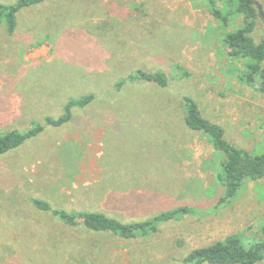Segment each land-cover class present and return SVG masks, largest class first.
I'll list each match as a JSON object with an SVG mask.
<instances>
[{
    "label": "rangeland",
    "instance_id": "374dc122",
    "mask_svg": "<svg viewBox=\"0 0 264 264\" xmlns=\"http://www.w3.org/2000/svg\"><path fill=\"white\" fill-rule=\"evenodd\" d=\"M209 2L44 0L18 11L14 32L0 24V134L44 125L0 155V264H190L194 249L231 235L264 243V176L221 201L225 154L185 119L190 97L228 140L264 152L261 80L247 81L249 59L225 40L245 16L235 0H214L221 16ZM253 36L264 38L261 17ZM138 69L167 84L134 79ZM87 94L70 120L46 123ZM34 198L124 223L191 209L124 236L67 223Z\"/></svg>",
    "mask_w": 264,
    "mask_h": 264
},
{
    "label": "trees",
    "instance_id": "16d2710c",
    "mask_svg": "<svg viewBox=\"0 0 264 264\" xmlns=\"http://www.w3.org/2000/svg\"><path fill=\"white\" fill-rule=\"evenodd\" d=\"M41 1L44 0H17L13 4L0 3V24L6 21L8 30L14 32L17 26L18 11ZM209 1L214 6V0ZM235 1L237 4L236 12L244 14L245 24L229 33L225 40L230 46V55L235 58L246 57L249 59L248 70L245 74L247 81L255 82L259 78L264 89V38L258 41L253 36L257 21L262 16L254 0ZM212 10L216 15L221 16L220 12L222 11L219 8L214 6ZM133 75L134 79L154 81L160 85L167 84V75L164 72L149 73L143 69H138ZM93 99V94L71 98L66 104L64 116L58 119L47 117L46 123L59 125L70 120L72 107L87 106ZM185 103L187 125L193 130L206 132L214 146L225 154L219 176L226 188V195L221 201L234 197L247 179H259L264 176V152L254 154L235 145L227 139L225 131L220 125L204 117L199 105L192 98L185 97ZM43 129L44 125L40 123L24 133L11 130L0 134V155L22 145L24 141L39 134ZM33 203L42 210L52 211L67 223L77 224L78 219H81L92 230L111 231L124 236L146 235L156 230L160 222L173 219L181 213H188L191 209L187 206H181L163 211L145 221L124 223L104 212L85 210L68 212L64 209L55 208L50 202L40 198H34ZM185 260L190 264H253L264 260V243L256 242L247 247L239 237L231 235L211 245L194 249Z\"/></svg>",
    "mask_w": 264,
    "mask_h": 264
},
{
    "label": "water",
    "instance_id": "95a60500",
    "mask_svg": "<svg viewBox=\"0 0 264 264\" xmlns=\"http://www.w3.org/2000/svg\"><path fill=\"white\" fill-rule=\"evenodd\" d=\"M254 2L257 5L262 18L264 19V9H263L262 4L258 0H254Z\"/></svg>",
    "mask_w": 264,
    "mask_h": 264
}]
</instances>
